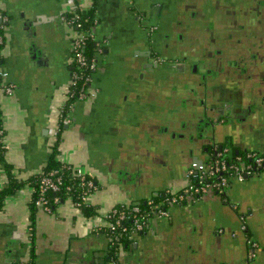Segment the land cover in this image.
Returning a JSON list of instances; mask_svg holds the SVG:
<instances>
[{
	"label": "crops",
	"instance_id": "0c3cea01",
	"mask_svg": "<svg viewBox=\"0 0 264 264\" xmlns=\"http://www.w3.org/2000/svg\"><path fill=\"white\" fill-rule=\"evenodd\" d=\"M77 3L94 4L98 93L71 105L59 152L95 179L96 212L88 216L70 199L51 212L36 206L33 264H113L104 230L113 206L182 190L211 144L264 153V0ZM67 5L0 0L9 17L2 65L15 85L0 100L6 159L26 182L0 210V264L30 261L27 180L52 160L51 129L74 63ZM7 181L0 166V188ZM226 200L209 194L170 207L120 251V264H264V172L232 179ZM241 215L258 243L254 258Z\"/></svg>",
	"mask_w": 264,
	"mask_h": 264
},
{
	"label": "built area",
	"instance_id": "2783aa9c",
	"mask_svg": "<svg viewBox=\"0 0 264 264\" xmlns=\"http://www.w3.org/2000/svg\"><path fill=\"white\" fill-rule=\"evenodd\" d=\"M67 11L63 16L66 24L75 28L76 34L72 41V53L74 62L78 64L79 69H84L81 74L76 71L71 73L70 84H74L77 79L82 80V91L76 100H86L94 98L98 90L93 86V73L97 66L96 56L88 58L85 55V47L88 39H94V27H85L80 20V16L74 13L77 8L81 7L76 0H67ZM66 13L72 14L71 19L66 17ZM74 13V14H73ZM9 18L0 11V27L4 29V33H0V100L6 95H12L15 91V85L8 81L9 73L2 65V50L5 46V31L8 26ZM98 45V52L102 51L101 44ZM69 84V85H70ZM69 87L65 92V98L69 97ZM65 104V103H64ZM64 111V105L59 109V119L56 128L51 129L54 142L57 139L60 126L69 125L71 119L69 110ZM215 149H218L216 147ZM228 147H220L212 155H208L203 162H192L187 171V184L178 192H168L161 201L156 202L154 199L147 200L149 211H144L138 203H119L106 214V228L112 232H123L129 234L130 238L137 234L146 232L150 228L153 218H165L169 216V208L174 205H182L201 199L209 194H216L222 197V193L227 192V188L231 184L232 179L243 181L246 176L264 172V153L256 151H247L244 156L238 155L233 162L226 158ZM58 161L62 163L61 168L53 170L45 174L39 183L37 192L38 197L35 200L36 206L48 212L52 211L47 199L49 192L58 191L63 183L62 172L65 168L72 172V176L79 178L83 189L81 197L83 203L89 205L91 194L97 189L95 179L87 172L85 167L73 165L65 160L60 152L57 156ZM32 191L36 189L32 187ZM72 200L71 198H69ZM225 199V197H222ZM58 202V198L54 199ZM78 208V204L74 203ZM132 223L131 227L126 226L125 221ZM241 227L243 232L248 230L245 217L241 215ZM252 258L256 256V248L258 243L252 238L247 239ZM116 264L115 261L112 262Z\"/></svg>",
	"mask_w": 264,
	"mask_h": 264
},
{
	"label": "trees",
	"instance_id": "16d2710c",
	"mask_svg": "<svg viewBox=\"0 0 264 264\" xmlns=\"http://www.w3.org/2000/svg\"><path fill=\"white\" fill-rule=\"evenodd\" d=\"M76 2H77V0H76ZM0 11L2 13H4L5 15H7L1 9H0ZM74 13H76L77 15L80 16V20L85 27H94V25L96 24L94 4L92 6H90L89 8L79 7L76 9V11ZM66 17L68 19H71L72 14L66 13ZM7 24H9V23H7ZM0 33H4V29H2L1 27H0ZM1 47H2V45H0V48ZM97 52H98V45H97L96 38L88 39L87 45L85 47L86 57L92 58L96 55ZM1 62H2V60H1ZM73 71H76L79 74H81V72H83L84 69H79L78 64L74 62L72 72ZM69 90H70L69 91V97L67 98V100L64 104V111L69 109V107L76 101L79 93L82 91V80L77 79L74 84L73 83L70 84ZM62 128H63V126L61 125L59 128V133L57 135V139L53 143V157H52V160H51L50 164L48 165V167L45 169V171H43V173L31 176L27 180V182L30 185H32L36 189V191L33 193V198L31 201L32 214H31V236H30V240H31L32 245H31V249H30V261L26 262L25 264H33L32 259H34V255H35V237H34L35 217H34V213L36 210L35 200L38 197L37 189H38L39 183L41 181V178L45 174L47 175L48 173L52 172L53 170H57V169L61 168V166H62V163L60 161H58V159H57V154H59V145H60V141H61L60 132H61ZM4 133L5 132H4V128H3L2 111H1V107H0V166L6 170V173L8 176L7 183H5L2 188H0V210H2V208L4 206L5 199L8 196L16 194L19 191V189H21L26 184L25 181L18 180L15 177V175L12 173L13 166L6 159V147H5V141H4ZM216 147H218V149H215ZM220 147H225V145L219 146L217 144H212L209 147L207 153H209V155H212L213 153L216 152V150H219ZM245 154H246V152L236 153L233 148H229V151L225 155H226V158L230 162H233L238 155L244 156ZM62 173H63L62 174L63 183H62L60 189L58 191L49 192L47 194V199L49 200V205L52 208V210L55 209L57 204L63 203L66 200H68L69 198H71L74 203L78 204L79 208L81 209V211L84 214H86L88 216L93 215L96 212V209L93 206H90V205L83 203V201H82L81 194H82L83 189L81 187L80 179L73 177L72 172L70 170H68L67 168H65ZM222 197H226V192L222 193ZM55 198H58L59 201L55 202L54 201ZM163 198H164V196L158 197V198H153V199L156 202H158V201H161ZM138 204L140 205V207L144 211H149L147 201H144V202L141 201V202H138ZM125 224L128 227L132 226V223L129 220H126ZM104 230L111 238L112 248L110 251V258L113 261H115L116 264H120V261H119L120 251L122 249H124L126 246L131 245L133 243L134 239L130 238L129 234H126V233H123L120 231L112 232L107 228H105ZM248 231L249 230L246 231L247 235L249 234Z\"/></svg>",
	"mask_w": 264,
	"mask_h": 264
},
{
	"label": "rangeland",
	"instance_id": "374dc122",
	"mask_svg": "<svg viewBox=\"0 0 264 264\" xmlns=\"http://www.w3.org/2000/svg\"><path fill=\"white\" fill-rule=\"evenodd\" d=\"M177 65H179V63H176V64H175V66H177ZM206 124H207V122H206ZM225 198H226V197H225ZM225 201H227V200H225ZM244 233L246 234L245 231H244ZM246 236H247V239H248L249 236H248L247 234H246ZM258 249H259V248L257 247V248H256V254H257V250H258ZM252 254H253V250H252V252H250V257H253ZM255 257H256V256H255Z\"/></svg>",
	"mask_w": 264,
	"mask_h": 264
},
{
	"label": "flooded vegetation",
	"instance_id": "af4514ba",
	"mask_svg": "<svg viewBox=\"0 0 264 264\" xmlns=\"http://www.w3.org/2000/svg\"><path fill=\"white\" fill-rule=\"evenodd\" d=\"M179 65H181V63H180ZM179 65H178V66H179ZM194 68H195V67H193V69H194ZM211 145H212V144H211ZM211 145L207 146V151H208V149H209V147H210Z\"/></svg>",
	"mask_w": 264,
	"mask_h": 264
},
{
	"label": "water",
	"instance_id": "95a60500",
	"mask_svg": "<svg viewBox=\"0 0 264 264\" xmlns=\"http://www.w3.org/2000/svg\"><path fill=\"white\" fill-rule=\"evenodd\" d=\"M236 153H238V150H236ZM197 162H199V161H197ZM247 177V176H246Z\"/></svg>",
	"mask_w": 264,
	"mask_h": 264
}]
</instances>
